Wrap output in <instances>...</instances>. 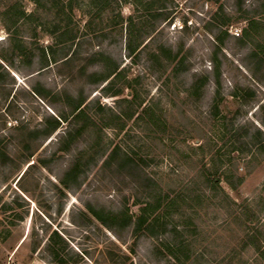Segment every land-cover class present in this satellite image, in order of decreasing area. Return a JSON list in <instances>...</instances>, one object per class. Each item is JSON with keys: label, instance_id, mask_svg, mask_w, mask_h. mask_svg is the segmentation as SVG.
Instances as JSON below:
<instances>
[{"label": "rangeland", "instance_id": "374dc122", "mask_svg": "<svg viewBox=\"0 0 264 264\" xmlns=\"http://www.w3.org/2000/svg\"><path fill=\"white\" fill-rule=\"evenodd\" d=\"M55 232L68 264H264V0H0V264H57Z\"/></svg>", "mask_w": 264, "mask_h": 264}, {"label": "trees", "instance_id": "16d2710c", "mask_svg": "<svg viewBox=\"0 0 264 264\" xmlns=\"http://www.w3.org/2000/svg\"><path fill=\"white\" fill-rule=\"evenodd\" d=\"M254 22H251L250 25H253ZM128 50L130 53L134 52V47L129 43V45L127 46ZM164 47H161V50L163 51ZM178 55H174L172 57V60H175L176 57ZM185 59H181L179 60V65L180 66L179 70L180 72L185 71L187 68L184 67V61ZM177 67V68H178ZM121 75L120 71H118V67L108 71L107 73H103V74H96V77L98 78L99 82H105L108 81L110 78L111 80L108 82V86H104L103 90L104 92H106V94H108L110 88L112 87V85L115 83V80ZM114 94H118V92L114 93ZM69 102L72 104V112L71 114H66V113H61L60 114V119L63 121H68L69 120V115L73 116V119H71L69 122V125H77L80 123V120L88 118V108H89V103H86L85 98L79 97L77 99H74L72 96L69 97ZM48 129L46 130V135H50L52 134L54 131H56L60 124L61 121L56 118V117H52V120H49L48 122ZM70 126V127H71ZM86 128V126H81L80 128H69L67 131V136H69L70 138L74 137L75 131L76 133H80L82 131H84ZM75 130V131H74ZM260 134H262L261 131H259ZM254 140L257 141V136H253V142ZM252 142V143H253ZM119 149H114L111 151V153L109 154V156L107 157V159L105 160L104 165L105 166H112V164L116 163V166L118 169H125L129 171V174L133 177V180L135 183L140 184V181H150V177H148L147 175L143 174V169L142 166L140 165V163H138L134 158H132L130 155L127 154H120L119 153ZM79 172H81V169L79 168V166L74 163L70 166V168L68 169V171L65 174V177L62 179L63 184H65L68 188L70 187V184L68 183V181L70 180L69 178L73 177L76 182L78 180V176H79ZM207 181H210V183L215 186L218 187L220 185V181L221 179L219 177H215V176H208L207 177ZM146 183V182H145ZM158 207V206H157ZM157 207H153L152 203L150 201H147L145 203V206L141 208V214L138 216V218L134 221L133 217L131 216H126L125 218H123V216L121 217V223L123 224V226H133L134 231H138L141 230L142 227L148 223V219H147V213L149 211H154ZM90 210L92 212V214L107 228H109L110 230H113V222L116 223L118 219V216H115L113 214H109L104 212L103 210H97L94 209L92 207H90ZM157 219H154V222H156ZM154 223H148L147 224V228L149 230H152V228H154ZM166 228V227H165ZM52 241H51V253L53 254V259L55 262H57V264H68L67 261H65V259L63 258V256L61 255V253L58 250V246L60 243V240H63L61 238V236L55 232V235L53 237H51ZM257 250L261 252V254L264 255V249L261 248V246L257 247Z\"/></svg>", "mask_w": 264, "mask_h": 264}]
</instances>
